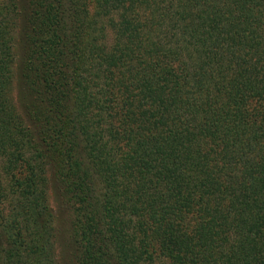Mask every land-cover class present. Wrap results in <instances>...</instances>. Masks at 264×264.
<instances>
[{
  "label": "trees",
  "instance_id": "trees-1",
  "mask_svg": "<svg viewBox=\"0 0 264 264\" xmlns=\"http://www.w3.org/2000/svg\"><path fill=\"white\" fill-rule=\"evenodd\" d=\"M49 189L65 264H264V0H0V264Z\"/></svg>",
  "mask_w": 264,
  "mask_h": 264
},
{
  "label": "rangeland",
  "instance_id": "rangeland-1",
  "mask_svg": "<svg viewBox=\"0 0 264 264\" xmlns=\"http://www.w3.org/2000/svg\"><path fill=\"white\" fill-rule=\"evenodd\" d=\"M15 45V43H14ZM14 62L12 64V83H13V92L15 91V84H16V67H17V63L19 60V54H20V50L18 45H16L14 47ZM54 197V196H53ZM52 194H51V190L49 189V203L53 208V214H54V225L57 229H59L58 231V235H57V250H58V255H59V260H60V264H65V259L67 257L68 254V247L66 245V234L64 232V230H66L67 225H66V215L65 213L61 210H58L59 207L57 208L54 200H53ZM60 211V212H59Z\"/></svg>",
  "mask_w": 264,
  "mask_h": 264
}]
</instances>
